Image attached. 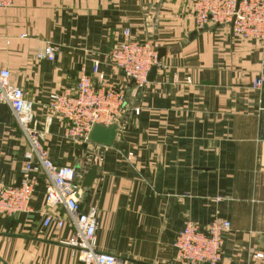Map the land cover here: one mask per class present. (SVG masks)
<instances>
[{
	"label": "crops",
	"instance_id": "1",
	"mask_svg": "<svg viewBox=\"0 0 264 264\" xmlns=\"http://www.w3.org/2000/svg\"><path fill=\"white\" fill-rule=\"evenodd\" d=\"M194 0H14L0 8V67L33 102L41 142L58 165L97 167L80 203L99 218L97 249L127 264H179L173 246L187 221L231 222L219 264H264V42L230 25L199 27ZM125 29L164 48L153 81L130 85L108 53ZM196 32L195 35L192 34ZM48 43L54 61L37 59ZM86 71L127 94L112 146L65 137L48 97ZM139 107V114L135 108ZM29 149L11 108L0 102V177L17 184ZM29 212L0 214V264H84L63 228L43 227L47 177ZM256 254H262L261 257Z\"/></svg>",
	"mask_w": 264,
	"mask_h": 264
},
{
	"label": "built area",
	"instance_id": "2",
	"mask_svg": "<svg viewBox=\"0 0 264 264\" xmlns=\"http://www.w3.org/2000/svg\"><path fill=\"white\" fill-rule=\"evenodd\" d=\"M14 0H0V8L11 7ZM193 14L199 27L208 23L230 25L236 36L264 42V0H194ZM59 46L48 43L37 53V59L54 61ZM108 59L137 88L148 84L153 66H160L158 46L153 39H139L125 29L124 39L115 43ZM264 77L254 81L260 87ZM0 102L7 104L27 139L29 149L21 169L19 186L0 177V214L12 216L29 212L31 201L39 183L38 173L47 177L45 200L48 207L62 206L66 217L44 213L43 227L55 225L73 227V235L65 242L73 247L84 264H127L115 254L97 249V230L100 221L94 210L85 211L80 203L81 182L77 169L71 165H58L50 158L35 125L33 102L26 91L11 81V71L0 67ZM127 103L126 90L108 81L104 74L94 80L83 71L74 86L50 93L47 102L49 118L59 117L66 122L65 137L87 143L95 124L111 126L118 123ZM139 108L135 109L139 113ZM231 229V222L214 219L206 228L187 221L173 246L179 264H219L222 247ZM261 257L262 254H256Z\"/></svg>",
	"mask_w": 264,
	"mask_h": 264
},
{
	"label": "water",
	"instance_id": "3",
	"mask_svg": "<svg viewBox=\"0 0 264 264\" xmlns=\"http://www.w3.org/2000/svg\"><path fill=\"white\" fill-rule=\"evenodd\" d=\"M196 32L192 34L195 35ZM165 54V49L164 48H158V58L159 60L164 56ZM158 67L153 66L149 75H148V81H153L155 78V75L157 73ZM134 81H131L130 85H133ZM120 129V124L119 123H114L111 126H105L101 124H95L87 138V143H94V144H99L103 146H112L116 139L117 135ZM79 172V170H77ZM83 174V181L81 184L82 188H86L89 186H92L95 179L98 178L97 174V167L95 164L91 165V167L88 169L86 172H82ZM21 183V178L18 179L17 186H19Z\"/></svg>",
	"mask_w": 264,
	"mask_h": 264
},
{
	"label": "rangeland",
	"instance_id": "4",
	"mask_svg": "<svg viewBox=\"0 0 264 264\" xmlns=\"http://www.w3.org/2000/svg\"><path fill=\"white\" fill-rule=\"evenodd\" d=\"M153 40H154V39H153ZM154 41H155V40H154ZM155 42H156V41H155ZM156 44H157V43H156ZM136 108H139V107H136ZM136 108H135V109H136ZM139 110H140V108H139ZM137 114H139V113H137Z\"/></svg>",
	"mask_w": 264,
	"mask_h": 264
}]
</instances>
